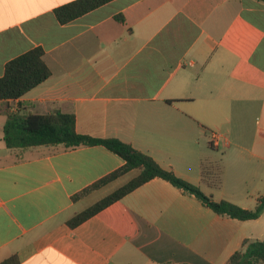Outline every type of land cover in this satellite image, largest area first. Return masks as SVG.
Segmentation results:
<instances>
[{
	"label": "crops",
	"instance_id": "crops-1",
	"mask_svg": "<svg viewBox=\"0 0 264 264\" xmlns=\"http://www.w3.org/2000/svg\"><path fill=\"white\" fill-rule=\"evenodd\" d=\"M73 1L0 0V77L37 47L50 71L0 102V264H225L243 241H263L264 212L220 216L161 179L69 228L137 172L73 202L123 160L102 146L9 151L2 127L7 111L70 114L77 133L117 139L213 201L254 210L264 194V3L113 0L58 24L53 10Z\"/></svg>",
	"mask_w": 264,
	"mask_h": 264
},
{
	"label": "trees",
	"instance_id": "trees-1",
	"mask_svg": "<svg viewBox=\"0 0 264 264\" xmlns=\"http://www.w3.org/2000/svg\"><path fill=\"white\" fill-rule=\"evenodd\" d=\"M111 1L113 0H75L54 9L53 15L58 24L66 25ZM257 1L264 3V0ZM43 55V50L37 47L6 63L0 77V102L17 100L49 78L50 71L43 61ZM4 114L6 120L2 127V140L9 151L22 152L38 147L60 146L68 149L79 146H102L123 160L124 163L119 169L74 195L73 202L131 171L137 172L124 185L74 215L66 223L69 228L82 224L153 179H161L183 193L194 196L203 206L220 216L248 221L259 218L264 212V194L257 198L254 210L242 209L227 201H213L198 186L177 177L172 171L164 170L150 156L136 151L130 145L117 139H99L77 133L73 115L59 111L48 115L8 111ZM204 171L202 168L203 177ZM215 186H218V182ZM1 264H18V259L13 256ZM225 264H264V240L243 241L241 249L233 253Z\"/></svg>",
	"mask_w": 264,
	"mask_h": 264
},
{
	"label": "rangeland",
	"instance_id": "rangeland-1",
	"mask_svg": "<svg viewBox=\"0 0 264 264\" xmlns=\"http://www.w3.org/2000/svg\"><path fill=\"white\" fill-rule=\"evenodd\" d=\"M120 182H125V181H120ZM100 197V194H98V195H95V196H93L92 198H90V199H88L87 200V202H93L94 200H96V199H98Z\"/></svg>",
	"mask_w": 264,
	"mask_h": 264
}]
</instances>
